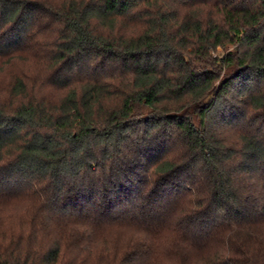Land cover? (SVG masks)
<instances>
[{"label": "trees", "instance_id": "1", "mask_svg": "<svg viewBox=\"0 0 264 264\" xmlns=\"http://www.w3.org/2000/svg\"><path fill=\"white\" fill-rule=\"evenodd\" d=\"M3 69L0 264H264V0H0Z\"/></svg>", "mask_w": 264, "mask_h": 264}, {"label": "rangeland", "instance_id": "2", "mask_svg": "<svg viewBox=\"0 0 264 264\" xmlns=\"http://www.w3.org/2000/svg\"><path fill=\"white\" fill-rule=\"evenodd\" d=\"M220 52V51H219ZM15 66L14 67H12V70H13V72L17 69V70H19V69H22V68H20V64H14ZM29 69V68H28ZM11 73H12V71L11 70H7V71H5L4 69L3 70H1L0 71V86L1 85H3V84H5V83H7V82H9V79L12 77V75H11Z\"/></svg>", "mask_w": 264, "mask_h": 264}]
</instances>
